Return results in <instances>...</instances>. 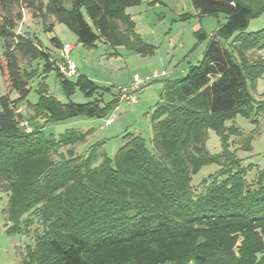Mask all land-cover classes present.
Returning a JSON list of instances; mask_svg holds the SVG:
<instances>
[{"label": "trees", "instance_id": "1", "mask_svg": "<svg viewBox=\"0 0 264 264\" xmlns=\"http://www.w3.org/2000/svg\"><path fill=\"white\" fill-rule=\"evenodd\" d=\"M48 1L49 12L85 47L105 40L144 56L155 53L127 12L144 0H71V7L68 0ZM191 1L199 16L223 13L226 21L211 35L198 29L197 38L208 39L203 58L166 81L152 113L151 147L141 133L127 131L110 156L105 139L78 150L93 128L45 133L51 121L107 115L120 104V91L109 102L77 103L40 87L31 103L36 70H11L17 97L7 99L0 114V188L8 194L7 231L33 239L18 247L16 264H264V167L247 178L252 166L231 149V138L241 137L250 150L253 137L227 125L262 107L255 111L251 91L264 77V57L257 53L264 48V28H247L264 11V0ZM32 56L45 58V71L53 68L45 51L35 48ZM57 69L68 94L76 86L87 96L97 92L86 75L74 81ZM9 103L33 111L26 119L30 131L13 119ZM19 116L26 117L22 108ZM209 129L220 136V153L207 148ZM213 164L220 166L217 172L197 182Z\"/></svg>", "mask_w": 264, "mask_h": 264}, {"label": "rangeland", "instance_id": "2", "mask_svg": "<svg viewBox=\"0 0 264 264\" xmlns=\"http://www.w3.org/2000/svg\"><path fill=\"white\" fill-rule=\"evenodd\" d=\"M71 4V0L65 2L67 7H71ZM48 6V0H0V30L10 32L8 35L0 34V114L7 111L6 100L17 97L11 75V70L16 66L21 70H36L37 76L30 82L32 88L27 98L31 103L37 102L40 87H45L49 94L62 102L84 103L98 97H102L104 102H109L121 88L131 83L135 73L141 78L151 76L155 71L169 73L168 76L145 83L137 103L122 100L117 114L112 110L103 117L77 115L51 121L44 126V132L47 134H60L73 128L82 131L96 128L99 135H105V150L110 156L125 143L123 136L127 131H141L147 145L151 147L152 113L161 98L166 81L184 76L186 72L182 71L187 70L189 64H196L203 58L208 39L200 41L196 36V31L201 28V21L208 32L215 30L219 23L225 21L223 13L219 16H199L191 0H156L153 3L151 0H144L139 5L127 8L136 23L137 31L145 41L156 47L153 55L144 56L122 46L111 47L105 40L98 41L96 47H85L69 26L49 12ZM83 12L88 18L85 9ZM186 14L188 16H184ZM263 28L264 11L251 17L247 31ZM54 37L59 40V44L52 43ZM65 43L74 45L70 58L78 67V74L71 80H77L81 74L86 75L99 86L94 95L87 96L78 86L68 94L63 87L56 61L62 58V47ZM35 48L48 53L53 68L44 70L45 58L32 60ZM260 53L264 57V48ZM41 82L43 85H40ZM251 94L256 106L255 111L257 106H262L259 114L254 112L252 117L238 115L234 120L227 122L228 126H238L242 137H253L250 150L243 147L241 137L231 138V149L236 150L243 164L252 166L247 177L249 180L256 177L258 168L264 167V77L258 79ZM8 107L12 110L13 119L19 122L27 121V117L31 118L33 115V111L25 103L17 108L9 103ZM21 108L26 116L24 120L19 116ZM113 115L118 119L111 125H106ZM30 118L29 121L34 127ZM101 137H90L87 142L78 145V150L85 151ZM207 148L213 154L222 151L220 136L213 129L208 131ZM219 167L218 164L204 167L198 174H203V177L197 182L211 173H216ZM7 206L8 194L0 188V264H16L18 247L33 243V239L30 234L7 231ZM34 220L31 228L37 226L36 219Z\"/></svg>", "mask_w": 264, "mask_h": 264}, {"label": "built area", "instance_id": "3", "mask_svg": "<svg viewBox=\"0 0 264 264\" xmlns=\"http://www.w3.org/2000/svg\"><path fill=\"white\" fill-rule=\"evenodd\" d=\"M74 45L71 43H65L62 47V58L56 62V66L59 70L67 77H74L78 73V67L76 63L70 58V53ZM168 72L162 71L157 72L155 71L151 76H147L145 78H141L138 75L134 76L132 82L120 89V98L122 100H127L131 103H137L139 101V93L141 92L143 85L152 79L159 78L161 76H168ZM111 122L108 121V124ZM21 125L26 128L27 131H30L32 127L30 126L28 121L21 122Z\"/></svg>", "mask_w": 264, "mask_h": 264}, {"label": "crops", "instance_id": "4", "mask_svg": "<svg viewBox=\"0 0 264 264\" xmlns=\"http://www.w3.org/2000/svg\"><path fill=\"white\" fill-rule=\"evenodd\" d=\"M225 21H226V17H225ZM224 21V22H225ZM223 22V23H224ZM222 23H219V26L221 25ZM201 28L202 29H204L209 35H211L213 32H215L218 28H216L215 30H213V31H211V32H208L206 29H205V26L203 25V23H202V21H201ZM205 50V49H204ZM260 51L261 50H259V51H257V53L258 54H260L261 55V53H260ZM262 56V55H261ZM182 72H186V70H183ZM135 75H138V76H140L138 73H135L134 75H133V77L135 76ZM120 110V104L118 105V107H116L115 109H113V112L115 113V114H117V112ZM123 114V113H122ZM121 114V115H122ZM113 117V118H112ZM111 118H109L108 120H107V123H106V125H111L115 120H117L118 119V117L116 116V115H113ZM110 119H112V121H111V123H109L108 124V121H110ZM93 128V127H92ZM94 129V128H93ZM102 129H104V128H102ZM97 129L95 128L94 129V132L88 137V140H89V138L90 137H94V138H99V137H101V136H103V137H101V139H104L105 138V135H103V134H98V131H96ZM136 132V131H135ZM137 132H141V131H137ZM136 132V133H137ZM142 134V133H141ZM98 140H100V139H98ZM97 140V141H98ZM105 146H106V143H105Z\"/></svg>", "mask_w": 264, "mask_h": 264}]
</instances>
